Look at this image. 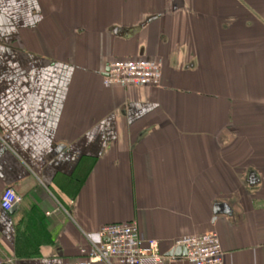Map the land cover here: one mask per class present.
Listing matches in <instances>:
<instances>
[{
	"label": "crops",
	"instance_id": "0c3cea01",
	"mask_svg": "<svg viewBox=\"0 0 264 264\" xmlns=\"http://www.w3.org/2000/svg\"><path fill=\"white\" fill-rule=\"evenodd\" d=\"M129 58L161 86H104ZM7 188L0 264H69L113 223L162 264L207 232L224 264H264V0H0Z\"/></svg>",
	"mask_w": 264,
	"mask_h": 264
},
{
	"label": "built area",
	"instance_id": "2783aa9c",
	"mask_svg": "<svg viewBox=\"0 0 264 264\" xmlns=\"http://www.w3.org/2000/svg\"><path fill=\"white\" fill-rule=\"evenodd\" d=\"M163 64L149 59H123L108 65L103 84L106 87H160ZM22 202L12 188L3 192L0 206L11 211ZM99 242L88 238V247L80 250V258L69 264H162L159 241L141 237L132 223H113L98 231ZM186 251L188 264H224V251L216 232L192 235L177 241Z\"/></svg>",
	"mask_w": 264,
	"mask_h": 264
},
{
	"label": "water",
	"instance_id": "95a60500",
	"mask_svg": "<svg viewBox=\"0 0 264 264\" xmlns=\"http://www.w3.org/2000/svg\"><path fill=\"white\" fill-rule=\"evenodd\" d=\"M18 205L15 206L11 211H9V213H13L16 209H17ZM172 256H176V257H186V251L184 248L182 247H177V249H174L173 251H171L167 257H172Z\"/></svg>",
	"mask_w": 264,
	"mask_h": 264
}]
</instances>
